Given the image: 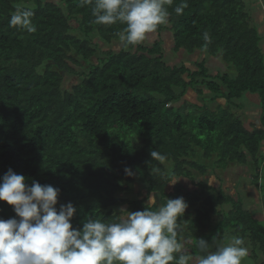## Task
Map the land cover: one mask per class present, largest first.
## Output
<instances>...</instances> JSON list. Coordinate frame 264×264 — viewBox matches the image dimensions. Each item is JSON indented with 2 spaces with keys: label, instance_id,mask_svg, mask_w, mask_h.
<instances>
[{
  "label": "trees",
  "instance_id": "1",
  "mask_svg": "<svg viewBox=\"0 0 264 264\" xmlns=\"http://www.w3.org/2000/svg\"><path fill=\"white\" fill-rule=\"evenodd\" d=\"M180 3L166 5L167 23L147 35L150 45L124 48L125 25L94 23L80 0H0V182L11 169L29 186L59 189L57 208L77 209L75 229L143 211L153 194L156 207L183 197L178 236L192 264L200 238L214 251L239 237L264 257V221L244 203L264 183L262 38L243 0H187L177 16ZM18 7L34 12V33L9 26ZM172 55L182 63L171 64ZM219 63L229 72L213 74ZM247 93L260 98V127L238 115L250 109L240 101ZM233 168L241 174L232 177ZM210 172L217 185L196 178ZM177 180L195 188L169 184ZM14 217L0 201V218Z\"/></svg>",
  "mask_w": 264,
  "mask_h": 264
},
{
  "label": "clouds",
  "instance_id": "2",
  "mask_svg": "<svg viewBox=\"0 0 264 264\" xmlns=\"http://www.w3.org/2000/svg\"><path fill=\"white\" fill-rule=\"evenodd\" d=\"M173 0H80V6H91L94 23L125 25L117 35L124 48L143 42L147 35L167 23L166 5ZM187 0L174 8L177 16L187 8ZM34 12L18 7L9 26L34 33ZM204 40L210 39L207 32ZM152 160H163L157 151ZM126 174L133 175L130 168ZM172 181L169 184H175ZM60 190L33 181L9 169L0 182V201L14 207L16 217L0 218V264H192L193 255L181 242V218L188 204L183 197L168 198L156 207L151 195L143 211L121 209L118 218L106 222L87 219L82 229L71 223L76 213L69 202L57 208ZM227 240V238H225ZM195 264H242L248 249L242 238L216 244L200 238Z\"/></svg>",
  "mask_w": 264,
  "mask_h": 264
},
{
  "label": "rangeland",
  "instance_id": "3",
  "mask_svg": "<svg viewBox=\"0 0 264 264\" xmlns=\"http://www.w3.org/2000/svg\"><path fill=\"white\" fill-rule=\"evenodd\" d=\"M245 5H246V10L248 13H250L252 15V17L254 18L253 22L255 23V27L258 29V32H259V35L260 37L262 38V42H261V45H262V48L264 50V0H243ZM154 41V39L152 38H147L145 39V42L147 44H151L152 42ZM119 49V46L115 48V50H118ZM209 56V55H207ZM210 59V57H207ZM173 63L171 64H178L180 65L182 63L183 60H181L179 58V56H176V55H172L170 58H169ZM207 59V60H209ZM174 60H177V63H174ZM195 60V62L197 60H201L199 59V57L196 59V57L193 59V61ZM225 72H229L228 70H226V66L224 65V63H219L215 69H213V74H219V73H225ZM72 84H70L71 86ZM253 99H255L256 101L255 102H252L249 100V94H245L243 99L240 100V101H247L249 103V112H252L253 113H256L257 111H260L261 112V109L260 108V98L257 96V95H252ZM188 99L192 100V95L190 94ZM216 105V103L214 104V106ZM260 112H259V115H260ZM249 114V115H251ZM257 116L256 115H252V119L253 120H256ZM260 119V118H259ZM232 172L229 173L232 177H234L236 174H241L240 171L239 172H236V170L233 168L231 170ZM262 171H263V174H264V168H262ZM242 172L244 174H246V170L243 169ZM215 176L210 172L208 176L206 177H201V176H198L197 174V179L198 181L200 180H203V181H206L207 183H210V184H213L214 182L216 183L217 185V182H216V179L214 178ZM177 183H180L184 186H187L189 189H194L195 187L193 185H191L190 183L186 182H182L181 180H177ZM245 185V188H244V192H248L249 191V187L248 185L244 184ZM263 191L260 192V191H257L254 197V199H244V203L245 205L248 207L247 209H249V211L252 213V215L257 218L258 220H261V221H264V211L263 210H260V208L258 207V203L257 201H259L260 199L262 200V202L264 203V183H263ZM139 191H141V195L145 196V191H144V188L139 185V186H136L135 187V192L138 193ZM132 197H137L138 194H135V195H131ZM227 241H223L222 243H225ZM220 243V244H222ZM247 249H248V256L244 259L243 263L244 264H259V263H264V257L262 256V254H260L258 256V258H255L253 256V252H252V248L251 246L249 245H246ZM195 264V263H193Z\"/></svg>",
  "mask_w": 264,
  "mask_h": 264
},
{
  "label": "crops",
  "instance_id": "4",
  "mask_svg": "<svg viewBox=\"0 0 264 264\" xmlns=\"http://www.w3.org/2000/svg\"><path fill=\"white\" fill-rule=\"evenodd\" d=\"M249 114H251V112H249ZM247 111H240L238 112L239 117H241L243 119V121L249 125H255L257 127L261 126V120L260 115H259V111H257L256 113H253L251 115H249ZM252 115H256L257 118L256 120L252 119ZM258 203V207L260 208V210L264 211V203L262 202V200L260 199L259 201H257Z\"/></svg>",
  "mask_w": 264,
  "mask_h": 264
}]
</instances>
